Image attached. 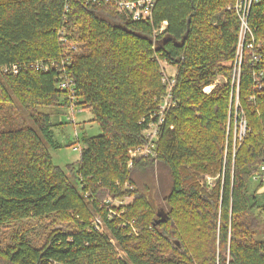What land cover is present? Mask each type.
Instances as JSON below:
<instances>
[{
	"label": "trees",
	"instance_id": "obj_1",
	"mask_svg": "<svg viewBox=\"0 0 264 264\" xmlns=\"http://www.w3.org/2000/svg\"><path fill=\"white\" fill-rule=\"evenodd\" d=\"M238 1L155 0L143 22L117 12L114 0H0V227L50 216L72 225L50 230L41 246L14 231L0 245V264H264V172L252 180L264 165V0L246 11L236 88ZM70 45L78 50L64 62ZM161 60L176 66L174 104L156 157L130 169L128 149L158 121ZM60 75L71 78L68 89ZM218 75L228 82L202 92ZM71 102L101 133L82 135L65 173L46 142L61 146L52 127ZM241 117L245 134L233 153L226 123ZM155 167L167 172V211L149 197L150 178H135ZM205 175L212 185L200 182ZM127 195L109 217L102 200Z\"/></svg>",
	"mask_w": 264,
	"mask_h": 264
},
{
	"label": "rangeland",
	"instance_id": "obj_2",
	"mask_svg": "<svg viewBox=\"0 0 264 264\" xmlns=\"http://www.w3.org/2000/svg\"><path fill=\"white\" fill-rule=\"evenodd\" d=\"M239 34H241L240 31ZM77 47L78 46L74 47L72 52L73 54L78 50ZM240 53H241V46L238 45L236 50L235 60L233 62L234 68L231 76L232 79L230 81V85L236 88L239 85L240 66H241L243 51L241 54ZM71 56L68 57V60L67 61L65 60L64 62H70ZM172 67H174L176 71V66L172 65ZM161 82L163 83L162 80ZM226 82H228L226 77H223V75H218L216 76V78L213 79L210 85L212 84L219 85V84H224ZM214 85L210 88V91L213 89V87H215ZM203 91L204 90H202V92ZM237 104H238V99H236L235 103L232 105L236 107L238 106ZM234 111L236 113L237 110H235L234 108ZM91 117H92L91 113L89 112L88 109H83L75 105L72 111L69 107H64L62 113H60L56 118V120L60 124L54 125L52 127L53 140L60 143L61 146L53 147L48 142H46V146L50 153L52 162L55 165L59 166L65 173L68 171L69 166L75 164L76 161L79 159L80 150L84 146L80 139L82 135H89L93 137L94 135H98L101 133L98 124L92 121ZM235 122L236 121H232L231 119L230 122L227 120L226 123L227 131H228V133H226L227 135L226 138H229V132H230V136L232 138L233 153L234 151H236L235 150L236 142L238 140H241V138H243L245 134V132L243 134L241 133L240 136L239 122L237 124ZM229 129H231L232 131L231 130L229 131ZM238 135L240 137H238ZM151 171L152 170L148 172L149 174H147L146 172V174L143 175L145 177L140 176L141 178L139 177V175L137 176V174H135V178H137L139 184H142L143 180H147L148 178H150L148 182V186L150 188L149 197L154 203L156 210L167 211V205L165 204V198H164L166 194L165 190H167V174H166L167 172L157 169V167L153 169V172ZM162 179H164L165 182H163ZM205 181L207 185H212L213 182L215 181V177H212L210 175H205L200 179V182L204 183ZM254 185L255 184H251V187L249 188L253 189ZM123 187L125 189L131 188V186L128 183H124ZM123 197H128V200L125 204L129 203L133 199V195L122 196V198ZM106 198L107 196L102 200L103 203ZM115 205H119V204H115ZM129 224L132 229L133 228L132 222L129 221ZM71 227H72L71 224L61 223L53 216L47 218H41V219H37V218H29L27 220L25 219L22 221L14 222L13 224L10 223L0 227V245L4 246L8 244L10 240H12L11 236L13 235L14 231L24 230L25 237L28 238V240L31 243L35 244L36 246H41L44 243L45 237L47 236V233L50 230L60 229L66 231V230H70ZM133 231H136V229H134Z\"/></svg>",
	"mask_w": 264,
	"mask_h": 264
},
{
	"label": "built area",
	"instance_id": "obj_3",
	"mask_svg": "<svg viewBox=\"0 0 264 264\" xmlns=\"http://www.w3.org/2000/svg\"><path fill=\"white\" fill-rule=\"evenodd\" d=\"M87 1V0H86ZM95 1H99V0H93V2ZM108 1V0H105ZM154 1L155 0H114L115 2V8L117 10V12L122 13L123 15H125L126 17L132 19V20H142L144 21H148L152 19V9L154 7ZM251 0H239L236 4H235V9H236V13L239 15L240 18V32L241 34H239L240 36V42H239V46H241V53L243 51V37L246 32L247 25H246V21H245V17H246V11L247 8L249 6ZM166 22L163 21L160 24V27L158 29H154L153 33L157 32V30L161 31L163 30V28L165 27ZM254 46V41L253 38L250 42H248L247 47L249 49H253ZM74 45L70 46L69 50L67 51V53L64 55V59L63 61H67L68 57H70L69 53L70 50L74 49ZM240 53V54H241ZM241 56V55H240ZM259 59V56L253 55V61H256ZM161 67H162V75H161V80L163 81V83L165 84V93H163V97L162 100L158 106V111H157V115H158V121L157 122H149L147 127L142 131V134L144 136V142L130 147L128 149V161H127V167L128 168H132V166L134 165L133 162L135 159L137 158H147V157H156V153H157V143H158V139H159V127L162 123V121H164V117H165V112L170 108L171 105L174 104L173 100L171 99V93L173 90V86L175 84V73H169L166 70V67L168 66H172L170 64H168L166 61L161 60ZM42 63H36V66H40ZM45 69L47 68L46 66L44 67ZM0 70L2 71H7V67L2 66L0 68ZM12 72L15 74L17 72L16 67L12 66ZM60 73V72H59ZM60 81L58 83L59 87L62 89H68V87L72 84L71 83V78L69 77H63V75H60ZM214 84L212 85H206L203 88V92L208 93L210 91L207 90V88L212 87ZM215 86V85H214ZM69 108L71 109V111L74 108L73 103L71 102ZM73 113V112H72ZM245 119L243 117L240 118L239 120V125H240V136L241 133L243 134L245 132ZM238 135V137H240ZM264 172V165L260 166V170L254 174L253 176V180H257L260 178V173ZM264 177V176H263ZM127 183V182H126ZM128 197H119V198H112L107 196V198L104 200V205H106L109 214L108 216L111 217L113 214H116L115 212L112 211V207L114 206H120V205H125V203L127 202ZM106 202V203H105ZM115 204H119V205H115ZM118 215V214H117ZM93 225L95 227V229L102 231L103 230V226H102V221L99 217H96L93 220Z\"/></svg>",
	"mask_w": 264,
	"mask_h": 264
},
{
	"label": "crops",
	"instance_id": "obj_4",
	"mask_svg": "<svg viewBox=\"0 0 264 264\" xmlns=\"http://www.w3.org/2000/svg\"><path fill=\"white\" fill-rule=\"evenodd\" d=\"M167 71H168L169 73H174V72H175V69H174V67H172V66H168V67H167Z\"/></svg>",
	"mask_w": 264,
	"mask_h": 264
},
{
	"label": "bare ground",
	"instance_id": "obj_5",
	"mask_svg": "<svg viewBox=\"0 0 264 264\" xmlns=\"http://www.w3.org/2000/svg\"><path fill=\"white\" fill-rule=\"evenodd\" d=\"M211 87L207 88V90H209Z\"/></svg>",
	"mask_w": 264,
	"mask_h": 264
}]
</instances>
